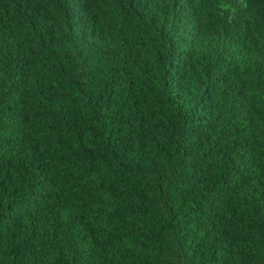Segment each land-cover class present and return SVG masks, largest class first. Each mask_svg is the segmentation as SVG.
Masks as SVG:
<instances>
[{
  "label": "trees",
  "instance_id": "1",
  "mask_svg": "<svg viewBox=\"0 0 264 264\" xmlns=\"http://www.w3.org/2000/svg\"><path fill=\"white\" fill-rule=\"evenodd\" d=\"M236 1L247 54L203 0H0V264H264V0Z\"/></svg>",
  "mask_w": 264,
  "mask_h": 264
},
{
  "label": "clouds",
  "instance_id": "2",
  "mask_svg": "<svg viewBox=\"0 0 264 264\" xmlns=\"http://www.w3.org/2000/svg\"><path fill=\"white\" fill-rule=\"evenodd\" d=\"M85 0H51L52 4H55L56 6L59 5H65L70 7H76L81 5ZM182 10H184V1ZM196 2V0H193ZM204 3L200 4L202 6H205V12L203 15H201L202 23L205 24L204 26V32L205 35L213 34L212 31L219 29L227 32L229 34H238L234 43L228 45V50L232 49L236 51V53H242L247 54L250 50V46L247 48L248 44L242 43V40L245 36V33L252 31L257 32L258 26L255 24L254 17L257 16L256 13H263L262 7L261 9L258 8L257 11L252 12V14H255V16L250 17L248 13L244 11V8H246L245 5H243L240 2H237L236 0H203ZM188 5H191V8L187 9L186 12L191 11L192 12V2L187 1L185 2ZM248 15V16H247ZM259 15V14H258ZM198 17H195V20L197 21ZM229 20L228 29L229 31H225L221 28V22ZM190 25L197 24L196 22L191 23L189 21ZM198 25V24H197ZM236 25L240 26L239 29H236ZM199 31H202V27L199 26ZM237 31V32H236ZM247 40L250 42L251 37L249 34L247 35ZM251 43V42H250ZM237 45V46H236Z\"/></svg>",
  "mask_w": 264,
  "mask_h": 264
}]
</instances>
